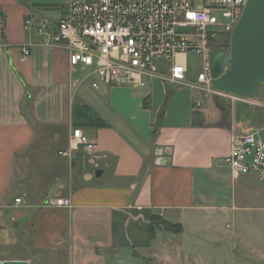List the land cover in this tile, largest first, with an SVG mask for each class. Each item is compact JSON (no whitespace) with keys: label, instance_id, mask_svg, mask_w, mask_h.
<instances>
[{"label":"crops","instance_id":"0c3cea01","mask_svg":"<svg viewBox=\"0 0 264 264\" xmlns=\"http://www.w3.org/2000/svg\"><path fill=\"white\" fill-rule=\"evenodd\" d=\"M66 1L0 0V261L115 264L129 250L170 251L164 241L154 245L155 224L184 230L190 216L216 208L206 187L228 177L232 134L261 128V109L239 102L232 117L229 102L187 88L169 96L160 79L94 88L71 70L65 46L46 44L38 32L42 19L62 16ZM24 46L31 55L22 60ZM74 128L95 152L59 154ZM249 176L230 175L233 208L238 184L241 195L251 191ZM63 198L72 208L56 203Z\"/></svg>","mask_w":264,"mask_h":264},{"label":"built area","instance_id":"2783aa9c","mask_svg":"<svg viewBox=\"0 0 264 264\" xmlns=\"http://www.w3.org/2000/svg\"><path fill=\"white\" fill-rule=\"evenodd\" d=\"M247 0H67L62 16L53 23L42 19L38 32L48 45H64L69 66L92 86L147 87L152 80L188 86L203 98L217 97L236 108L239 102L264 108L263 100L230 93L212 84L211 53L229 48L232 33ZM35 22L28 18L27 27ZM189 53L201 56L195 82L187 81ZM31 47L22 48V60ZM164 66H159L157 62ZM161 63V64H162ZM194 107L203 100L194 95ZM264 127L234 131L224 162L236 178L254 175L264 183ZM96 143L74 128L71 146L59 152L72 157L82 149L96 150ZM17 203L22 201L16 197ZM72 208L70 199L56 202Z\"/></svg>","mask_w":264,"mask_h":264},{"label":"rangeland","instance_id":"374dc122","mask_svg":"<svg viewBox=\"0 0 264 264\" xmlns=\"http://www.w3.org/2000/svg\"><path fill=\"white\" fill-rule=\"evenodd\" d=\"M157 63L166 67L160 61ZM201 67V56L189 53L188 82L196 81ZM179 88L191 89L170 84L169 96ZM257 95L264 99V84L260 86ZM236 109L237 106L231 107L228 114L234 117ZM263 110L261 108L259 111L262 118L257 124L261 127H264ZM222 168L228 177L222 180L211 179L206 187L207 191L214 193L216 200L213 203L216 208L190 216L184 230L161 229L155 224L157 236L154 245L159 248L164 241L171 248L170 251H158L154 255L143 249H137V254L129 250L122 252L118 260L115 259V264H264V183L257 177L249 176L251 191L242 195L238 184L236 188L240 207L233 208L231 196L235 187L232 185L231 172L224 162ZM222 205L226 208L222 209Z\"/></svg>","mask_w":264,"mask_h":264},{"label":"water","instance_id":"95a60500","mask_svg":"<svg viewBox=\"0 0 264 264\" xmlns=\"http://www.w3.org/2000/svg\"><path fill=\"white\" fill-rule=\"evenodd\" d=\"M211 68L215 88L248 98L256 97L264 84V0H247L232 33L230 47H220L211 53ZM102 173V169L96 170L97 177ZM0 264L28 262L4 260Z\"/></svg>","mask_w":264,"mask_h":264},{"label":"trees","instance_id":"16d2710c","mask_svg":"<svg viewBox=\"0 0 264 264\" xmlns=\"http://www.w3.org/2000/svg\"><path fill=\"white\" fill-rule=\"evenodd\" d=\"M47 7H53L52 5H49ZM3 37L5 38V16L3 15ZM155 219V217H154ZM166 228L169 229V230H180V227L178 225H175V224H171L169 222L166 223Z\"/></svg>","mask_w":264,"mask_h":264}]
</instances>
